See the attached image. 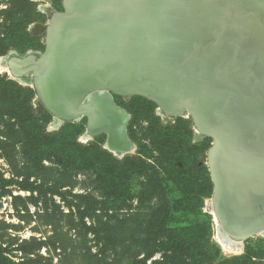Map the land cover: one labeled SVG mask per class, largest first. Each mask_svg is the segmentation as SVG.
I'll list each match as a JSON object with an SVG mask.
<instances>
[{"label": "water", "instance_id": "obj_1", "mask_svg": "<svg viewBox=\"0 0 264 264\" xmlns=\"http://www.w3.org/2000/svg\"><path fill=\"white\" fill-rule=\"evenodd\" d=\"M62 4V12L47 10L46 28L37 27L46 29L44 53L13 57L12 76L32 79L56 124L86 119L85 136L106 135L109 147L114 130L97 126L95 109L79 110L96 90L146 98L167 116L191 117L213 140L208 162L217 222L244 241L262 235L264 0Z\"/></svg>", "mask_w": 264, "mask_h": 264}, {"label": "rangeland", "instance_id": "obj_2", "mask_svg": "<svg viewBox=\"0 0 264 264\" xmlns=\"http://www.w3.org/2000/svg\"><path fill=\"white\" fill-rule=\"evenodd\" d=\"M26 2V0H0V45H2V42L5 45L0 51L2 55L0 57V77L14 82L18 86L34 89L32 79H17L12 76L9 72L8 60L15 56L25 57L29 53L34 56L44 53L46 29L37 30V27L46 28L49 24L46 11H44L47 3L45 1L30 0V2L36 4L40 16L35 18L34 22L28 26L27 31L31 36L24 39L30 43H35L36 48L30 46L27 49L24 43L14 45L9 44L8 40L4 41L9 32L15 29L13 21L14 7L18 3L26 4ZM62 2L63 0H53L51 6H49L55 12H62ZM37 11L36 13H38ZM115 97L118 105L127 109L131 114L128 131L131 140L136 145V149L124 158L143 156L146 160H143L142 165L146 168L152 167V169L149 171L150 180L147 177L138 179L133 176L132 181L129 184L127 183L131 186V200H128L123 209L109 211V214L114 217L111 222L112 226L118 227L114 239L109 241L110 243H106L104 240L99 242L98 240L101 237L96 238L92 233L80 238L74 231L69 232L72 220H79V196L81 198V196L90 195V198L85 201H90L89 205L91 207L96 206L94 218L98 226L106 220L102 217L103 213L102 210H99V204L95 203L104 200L101 192H105V190L95 186L96 173L85 172L76 175L74 171L66 170L64 161L55 158L45 160L42 165L41 162L34 163V169L30 170L25 163V161H29L25 160L22 154L23 142L26 136L23 134L20 139L19 137L12 138V146L16 148L15 151L13 147L7 149V147L4 148L0 144V175L7 180L15 179L26 185L27 181L25 179H28L30 185L33 184L32 191L24 190L16 184L8 185L6 187L7 193L0 198V250H4L6 256L12 259L14 264H24V261L27 264H160L166 262V256L159 248L162 242L167 241L163 230L168 233L171 229L188 227L192 230L191 233L201 230L199 243L208 244L204 249L209 251L210 256H212L210 261L205 260V254L204 257L198 256L195 260L197 264H264V233L243 240L242 246L231 251L224 250L217 241V237L222 234L212 210L214 187L211 191L213 193L209 197L205 192L209 184L204 182L205 171L208 170L210 173L208 153L213 140L210 138L199 140L200 133L192 118L187 117V115L173 118L159 111L157 106H150L147 109V103L143 100L146 98ZM31 104L36 116H39L35 127H39L42 130L41 132L55 134L61 131L60 133H62L68 123L59 126L56 124V119L51 115L47 124L44 118L45 113L48 111L37 94L33 97ZM151 120H153V126ZM57 122L60 123L58 120ZM74 123L82 127V133L76 138L77 144L85 148L92 145V155H98L104 150L111 153L105 149L106 135L94 139L84 138L87 131V120L85 119L79 123L72 122L71 124ZM42 125L46 128L45 131L41 127ZM168 128L173 130L175 134H181V138H183L182 154H185V157H176L174 160L166 159L163 144L157 145L159 139H153L152 132H156L158 137L160 130L165 131ZM74 140L75 138H70L71 142ZM142 146L143 149L145 146L146 149L152 151H150L152 154L148 155L149 157L143 155ZM205 146L208 148L206 152H204ZM68 150L74 149L68 148L65 150L63 148L64 152ZM30 151L29 148L28 152L30 153ZM69 155L71 156V152H69ZM160 159L162 166L158 163ZM169 163L174 166L180 165L184 172L178 174L175 172L176 175L168 173L165 166L170 165ZM211 182L213 184L212 178ZM184 192L186 195L197 193L203 197L204 201H201L202 211H199L200 202L195 203V206L191 208L194 212L196 211L195 214L184 213L185 210L182 209L176 211L177 208H173L174 214H172L169 225H165V229H161V227L153 228L152 222H154V219L152 217L156 209L160 205H166L165 200L167 202L177 200ZM170 208L167 207L168 210ZM87 222L94 225L92 219H87ZM55 227L57 231L54 230ZM119 228H121V231ZM58 232L59 236L57 235ZM67 234L72 242L65 247L62 239L67 237ZM38 240L49 243L61 240V247H57V250H54L53 245L43 247L38 253L35 251L34 256L27 255L22 250V247L29 244L36 248ZM87 245L92 247L91 254H86V251H84ZM198 247L200 245L197 244L195 248L198 249ZM216 247L220 251L218 257L213 253ZM103 251L105 253H102ZM182 255H187V253L180 252L175 256L174 261L183 258ZM233 258L238 259L234 260ZM187 261L191 263L190 259H187Z\"/></svg>", "mask_w": 264, "mask_h": 264}, {"label": "trees", "instance_id": "obj_3", "mask_svg": "<svg viewBox=\"0 0 264 264\" xmlns=\"http://www.w3.org/2000/svg\"><path fill=\"white\" fill-rule=\"evenodd\" d=\"M25 3H18L14 7L15 15L13 17V21L15 23V29L9 32L5 40H8L9 44L14 45H22L25 44V47L36 48L35 43H30L24 39L25 37H29L27 29L28 26L34 22L35 18H38L40 12L37 11L36 4L34 2H30V0H26ZM36 11L38 13H36ZM4 42L0 45V51L3 49ZM25 48V49H26ZM28 49V48H27ZM2 55L0 54V57ZM36 91L34 89H28L23 86H18L14 82L7 81L6 79H1L0 77V144L7 149L10 147L16 148L12 146L13 139L16 137L25 134V141L22 147V154L24 155L25 160L27 159L29 162L25 161L26 167H29L30 170L34 169V163H40L41 165L45 160H50L55 158L59 161H64V167L68 171H74L76 175L82 174L85 172L96 173V179H94V183L96 188L105 190V192H101L103 194L102 202H95L99 210L103 213L102 217L106 218L104 222L97 225V221L94 218L96 212V206H90V201H85L90 198V195L80 196V203L78 206V215L79 220H72L71 227L69 228V232L74 231L77 236L83 238L85 235L92 233L95 237H101L98 241H105L106 243H110L117 234L116 226H112L111 223L113 220V216L109 214V211L121 210L123 209L128 200H131L130 194L131 189L128 184L132 181V177L136 178L147 177L150 178V169L152 167L146 168L142 164L143 160H146L142 157H126L122 160L113 156L111 153L107 151H103L98 155H92V145L88 148H85L76 142V138L82 133V127L79 124H71L68 123L65 125L62 133H47L41 132L42 130L36 126V122L38 121L36 116V112L33 109L31 101L34 96H36ZM143 99V98H142ZM145 103H147V109L150 106L156 107V105L152 102H149L146 99H143ZM43 115V114H41ZM44 121L49 123L48 120L51 117V114L48 112L45 113ZM44 116V115H43ZM7 119V120H6ZM153 126V120H151ZM180 122V121H179ZM46 125V124H45ZM182 124L180 123V126ZM43 127V125L41 126ZM46 128L43 127L45 131ZM153 139H159L157 145L163 144L165 148L164 155L167 156L166 159L174 160L176 157H185V154H182L183 149V138H181V134L175 132L170 128L165 129V131L160 130L159 136H156V132H152ZM75 138L73 142L70 141V138ZM13 138V139H12ZM17 140V139H15ZM155 141V140H154ZM30 148V153L29 148ZM34 147V149H33ZM206 147V146H205ZM63 148L67 150L68 148H73L74 150L63 151ZM143 155L149 157L151 155V150L146 149V147L142 146ZM208 148L204 149L206 152ZM71 152V156L69 155ZM152 152V151H151ZM164 156V157H165ZM161 159L159 160V164L162 166ZM28 164V165H27ZM29 164H31L29 166ZM170 165H166V170L170 174L183 173L184 169L179 166H174L172 163ZM164 166V164H163ZM154 169V168H153ZM176 172V173H175ZM126 174V176H125ZM95 176V174H94ZM204 182H208V188L206 189V195L211 196L213 192V184L211 182L210 173L208 170L204 173ZM27 181V185L23 184L15 179L7 180L2 175H0V198L3 194H6V187L11 184H16L24 190L32 191V185ZM175 182V180H173ZM128 183V184H127ZM34 191V190H33ZM87 197V198H85ZM142 200V199H141ZM204 201L203 197L198 195L197 193H188L187 195L182 193V196L177 200H173L172 202L166 201V205H160L153 215L154 222H152L153 228L161 227V229H165V225H169V222L172 219V211L173 208L185 210L184 213L195 214V212L191 209L194 204L200 202L199 211H202V202ZM85 201V202H84ZM167 207H171L170 210ZM172 211V212H171ZM175 211V212H176ZM194 212V213H193ZM87 219H92L94 221L93 224H88ZM210 228V227H209ZM57 231V228L54 229ZM121 231V228H119ZM166 234L167 241L162 242L159 245L161 252H164L166 256V262L160 264H189L190 262L187 259L191 260L190 264H197L195 260H197L198 256L204 257L205 260L210 261V252L206 251L204 248L207 247L208 244H200V231L191 233V229L188 227H182L179 229H171ZM59 236V232L57 234ZM70 236L67 234V237L63 238V244L67 247V244H70L72 241L69 240ZM61 240H56L55 242L49 243L45 241H37L36 248L33 245L29 244L22 247V250L27 254L34 256V252L37 253L43 248L52 246L54 250H57V247H61ZM28 243V242H27ZM200 245L198 249L195 248L196 245ZM59 249V248H58ZM84 251L86 254L92 253V247L85 246ZM187 255H182L183 258L174 261L175 256L180 252ZM190 251V252H188ZM0 264H14L13 260L6 256V252L0 250ZM206 252V253H205ZM102 253H105L104 251ZM191 253V254H190ZM212 253V251H211ZM215 256L220 254L219 249L216 247L215 251H213ZM98 257V256H97ZM238 259V258H233ZM34 262L33 260H31ZM213 261V260H211ZM227 261V260H226ZM26 261H24V264ZM204 264V263H203Z\"/></svg>", "mask_w": 264, "mask_h": 264}, {"label": "bare ground", "instance_id": "obj_4", "mask_svg": "<svg viewBox=\"0 0 264 264\" xmlns=\"http://www.w3.org/2000/svg\"><path fill=\"white\" fill-rule=\"evenodd\" d=\"M45 3H47V5L44 11L47 12L48 10L51 13H53L54 9L50 8L51 6L50 1H46ZM12 60L13 58H9L8 60L10 73H11ZM17 79H22V78H17ZM89 109H95V111L99 113V120L97 124L99 128L101 129L110 128L111 131L114 130V134L111 135L110 137V147L106 144L108 150L111 151V153L119 156L125 154L126 156L136 149V145L131 140L128 131V126L131 121L129 116L130 113L127 111V109L118 105L116 101V97L112 95L111 92H109L108 90H96L92 92L79 108V110H85V111ZM84 138H87V136L84 135ZM198 138L199 140H202L204 137H202V135L200 134ZM215 221L217 222V220ZM217 225L219 226L220 233L222 234L217 237V241L220 243V245L223 247L224 250L226 251L236 250L237 247L242 246L243 239L232 237V235L225 230L227 228L225 223L219 221L217 222ZM221 228L225 232H222Z\"/></svg>", "mask_w": 264, "mask_h": 264}]
</instances>
